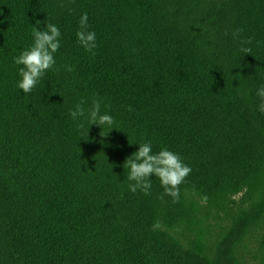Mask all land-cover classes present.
I'll use <instances>...</instances> for the list:
<instances>
[{
  "label": "trees",
  "instance_id": "obj_1",
  "mask_svg": "<svg viewBox=\"0 0 264 264\" xmlns=\"http://www.w3.org/2000/svg\"><path fill=\"white\" fill-rule=\"evenodd\" d=\"M83 13L95 55L76 37ZM45 21L56 63L23 93L13 58ZM261 86L264 0H0V264H216L178 229L264 168ZM94 99L115 121L106 137L70 115ZM148 141L191 167L179 202L154 174L149 195L129 190L123 162Z\"/></svg>",
  "mask_w": 264,
  "mask_h": 264
},
{
  "label": "clouds",
  "instance_id": "obj_2",
  "mask_svg": "<svg viewBox=\"0 0 264 264\" xmlns=\"http://www.w3.org/2000/svg\"><path fill=\"white\" fill-rule=\"evenodd\" d=\"M40 23V20H36V25H40ZM240 31L242 29L232 32L233 39L239 38ZM227 34L226 30L225 35ZM32 35L34 37L32 45L23 50L19 56L13 58L16 65H23V67L19 68L21 79L17 84V87L23 90V93H31L46 71L54 68L56 63L54 54L61 46L60 28L53 23L45 21L43 30L33 25ZM76 37L86 51L95 55L93 50L97 47L96 34L90 30L87 13H83L79 19V30L76 32ZM240 43V50L243 54L251 53V49L244 46L245 44H250L251 39L241 40ZM64 67L69 72L73 71V67L70 65H65ZM256 95L261 98L259 111L264 113V86H261L257 90ZM84 103L85 101L81 100L74 109L69 110L71 117L73 120H76L78 117H84L88 121L89 128L93 124L100 126L99 135L106 137L110 130L114 128L115 121L113 116L107 112H101V99H94L91 108L87 110L83 107ZM108 107L110 106L105 105V108ZM128 110L132 111L131 106H129ZM78 127L83 128V123H80ZM106 127L107 131H105ZM89 128L84 139H89ZM123 167L129 170L128 180L134 181V183L128 185L131 192L135 193L139 189L145 195H149L152 187L150 177L154 174L155 177L159 178L161 186L164 189V194L171 196L173 202H179V186L192 170L188 164L184 163L178 153L169 150L167 147L162 148L158 153H153L150 141L140 143L139 148L125 158ZM202 200L206 202L207 196H202ZM160 227L161 223L159 220L153 222V231Z\"/></svg>",
  "mask_w": 264,
  "mask_h": 264
},
{
  "label": "rangeland",
  "instance_id": "obj_3",
  "mask_svg": "<svg viewBox=\"0 0 264 264\" xmlns=\"http://www.w3.org/2000/svg\"><path fill=\"white\" fill-rule=\"evenodd\" d=\"M257 175L247 189L211 206L208 214L197 206L189 228L178 229L181 242L216 264H264V168Z\"/></svg>",
  "mask_w": 264,
  "mask_h": 264
}]
</instances>
